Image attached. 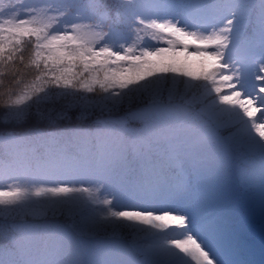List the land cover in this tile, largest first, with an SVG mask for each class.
I'll return each instance as SVG.
<instances>
[{"label": "snow or ice", "instance_id": "6c2138e0", "mask_svg": "<svg viewBox=\"0 0 264 264\" xmlns=\"http://www.w3.org/2000/svg\"><path fill=\"white\" fill-rule=\"evenodd\" d=\"M0 264H264V0H0Z\"/></svg>", "mask_w": 264, "mask_h": 264}, {"label": "rangeland", "instance_id": "374dc122", "mask_svg": "<svg viewBox=\"0 0 264 264\" xmlns=\"http://www.w3.org/2000/svg\"><path fill=\"white\" fill-rule=\"evenodd\" d=\"M259 218V217H258ZM257 253V252H256ZM257 258V257H256Z\"/></svg>", "mask_w": 264, "mask_h": 264}]
</instances>
